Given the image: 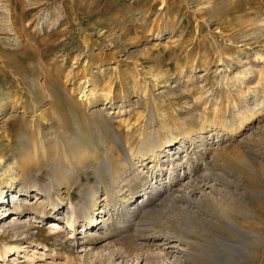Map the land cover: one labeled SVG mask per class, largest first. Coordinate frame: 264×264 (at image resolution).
Instances as JSON below:
<instances>
[{"label": "rangeland", "instance_id": "rangeland-1", "mask_svg": "<svg viewBox=\"0 0 264 264\" xmlns=\"http://www.w3.org/2000/svg\"><path fill=\"white\" fill-rule=\"evenodd\" d=\"M258 53L264 54V0H0V155L20 160L36 130L54 150L61 122V137L75 155L88 150L101 156L108 146L123 157L125 130L133 132L146 118L156 129L162 122L174 131L180 127L182 136L191 126L193 140L183 136L167 146L158 165L147 156L123 174L119 193L126 199L100 194L103 212L96 216L110 218V225L128 220L145 191L164 182L173 188L161 211L176 220L188 197L192 211L203 208L198 212L210 229L217 219L212 213L234 216L252 236L217 228L244 248L229 251L231 264H264V56ZM240 74L246 75V95L254 90L248 101L235 89ZM228 114L235 118L232 132L218 120ZM57 160L30 167L23 182L36 176L49 182ZM96 164L87 160L79 168L62 160V176L78 180L65 190L64 206L44 217L24 202L42 201L35 191L3 189L10 209L0 220V251L15 243L20 251L8 250L0 264H216L195 258L193 243L159 254L166 243L160 237L144 243L125 236L130 254L112 255V244L104 247L112 236L100 241L85 224L71 240L65 215L80 203L81 190L94 185ZM192 225L214 236L201 219ZM157 228L159 235L163 227Z\"/></svg>", "mask_w": 264, "mask_h": 264}, {"label": "bare ground", "instance_id": "bare-ground-1", "mask_svg": "<svg viewBox=\"0 0 264 264\" xmlns=\"http://www.w3.org/2000/svg\"><path fill=\"white\" fill-rule=\"evenodd\" d=\"M6 12L9 13L8 8H6ZM261 56H264V54L258 53V57L262 58ZM70 77V73L65 76L66 80ZM238 79H240V83L238 86H235V89L237 92L245 94L243 96L247 97L246 101H248L249 97H251L250 93L254 90L249 88V96L246 95L247 90L245 88L243 89V85H241V83L244 84L246 82V75L240 74ZM233 104L236 107L235 101ZM261 106L264 107V102L261 103ZM155 118L156 117L154 116V114H151L150 121H154ZM218 118L219 122L223 124L224 128H226L227 131L232 132V129L235 128V118H232V114H228L226 118ZM147 121L148 119L146 118V120L142 122L137 128H135L133 132H131V126L125 130L126 147L128 152L126 157H123L120 153H118L117 156H114L112 149H110L108 146H105L106 149L101 156L97 152L94 154H90L88 150H83L82 152L79 151V154L75 155L74 151L76 150L73 149L74 151H70L72 149L70 145L71 142H65V139L63 140V138L61 137V135H64L65 132L62 129L64 126L62 122L59 123V129L61 130H56L55 132L56 142L54 144V150H50V148L47 147L48 145L46 143V140H44L40 135V133L38 132L39 130H36L37 135H33L31 148L25 150V153L20 157V160L15 157L7 156L5 154L0 155V208H2L1 211L3 213L0 214V220L3 219L6 212L10 209L8 208V204L6 203L8 202V200L6 199V189H3L6 187L7 190L14 189L15 185L19 187L17 191H35L34 195H39V198H43L42 201H37L36 204H32L31 201L24 199V202L28 203L29 208H31V213L35 214L36 216L44 217L47 214L46 211L49 210L59 211L62 208L64 200H67V196L66 194H64L65 190L69 191L73 187L74 183L78 180L77 178V180L70 182L69 180L65 179L62 176L63 174L59 171V168H61L60 163H62L63 160L65 164L70 163L72 167L76 166L79 168H84L85 162L89 160L91 162H97V167H94L95 173H93L96 176V180L95 182H93L94 185H88L81 190L82 193L80 203L77 205L74 211L67 212L65 215V218H68L66 220L67 224L69 225L68 229H70V232L72 234V239L70 238L71 240L75 242L78 239V236L82 232L79 231V226L85 224L87 226L85 232L88 234H92V232L93 234L97 233L100 241L105 239L109 240L108 238L112 236V241L109 240L104 245L105 249H109V244H112V255L119 254L121 252L130 254L128 247L125 246V242H123L125 241V236L132 241H143L144 243L146 241L154 242L156 238L160 237L164 239L166 243L161 244L162 246L160 245L162 249L159 251V254L168 255L171 253L169 251V248L172 246L176 247V245L178 246L179 244L185 243L189 247L191 246L190 243H193L196 248H191V250L192 255L195 258L216 264L218 262L225 263L226 260L229 264H231L230 258L233 257V255L230 254L229 251H237V253H241L244 248L241 246L242 243L239 240L235 238H228L223 231H220L217 228L221 226L226 227L227 229L235 232L236 236L240 238L244 235H248L251 238L252 234L249 233L246 228L242 227V225L237 222L234 216L226 213H212V215L217 219L213 221L215 230L214 228L210 229L208 223L211 222L209 220L202 219L201 212H198L203 210V208L198 206L201 210L192 211L190 208H192L193 205L191 207V205L189 204L190 201L187 196H185L187 198L183 202L184 204L188 203V205L184 206V204H181V211L183 213H179L181 215L180 217L178 215V218H176V220L173 219L169 216V214L163 212V209L162 211L160 210V206H162L163 204L166 193H168L173 188L165 186L164 182H160L154 189L145 191L142 197H140L142 198L141 202L137 203L136 206H132L129 208L128 214L126 216L128 217V220L117 221L115 225H110V218L98 219V216H96L98 213L103 212L102 210L99 211L100 206L98 205V202H100V194L105 193L106 196L104 198L111 195L116 197L122 194L121 198L126 199V196L123 195V193H119L121 192L120 183L122 182H120V180L123 174L128 172V169L136 164V161H140L142 163L147 156H151V160L155 161L156 165H158L160 155L167 146L177 144L179 141H181L183 136L189 138L191 141L193 140L191 133H193L194 130L191 126H187L185 128V133L182 136L179 132L180 127H176V125L174 127L178 128L179 131L168 129L169 127L165 125L164 122L160 123L159 129H156V127L154 126L155 122H153V124H151L150 126H147ZM160 132L163 133L162 136H160ZM133 136H136L138 139V145L136 146L131 143V138ZM55 157H58L59 160L56 161L57 164L54 166L56 170L55 176L51 178L49 182H41L38 176L32 177L29 182H23L22 179L24 178V174L28 169H30V167L35 166L36 168V166L39 167L41 165H48L49 161L53 160ZM117 161L118 163H116ZM172 168H175V166L173 165ZM183 175H179V178H182ZM105 176L108 177V183L105 180ZM4 180L7 181V184L5 187H2L1 183ZM184 181L185 180H183L182 182ZM154 190V194H156V196H153L154 194L152 196H149V193ZM54 193L58 195L57 200L53 199ZM123 196L125 197L123 198ZM172 201L174 202V200ZM173 204L176 203L174 202ZM172 205H168L166 209L169 208V206L173 208L174 205ZM46 206L48 207L47 209H45ZM143 217H147L146 220ZM199 219H201V221L203 222L204 228L212 232L214 236L206 233H197L193 230L192 224ZM100 222H103V225L101 226V228L96 229L97 225ZM159 225L163 227L161 228L162 233L156 235V232L159 231L157 228L159 227ZM92 228L93 230H91ZM149 231H154L155 234L153 236H150L148 235ZM249 234H251V236ZM215 243H217L218 245H216ZM165 244L169 245L164 246ZM17 245L18 244L15 243L12 246H8L7 248H5V250H3V253L0 251V256L2 257L7 253L8 250L11 251L14 250V248H16V250H19V247Z\"/></svg>", "mask_w": 264, "mask_h": 264}, {"label": "crops", "instance_id": "crops-1", "mask_svg": "<svg viewBox=\"0 0 264 264\" xmlns=\"http://www.w3.org/2000/svg\"><path fill=\"white\" fill-rule=\"evenodd\" d=\"M10 70V69H9ZM12 73V72H11ZM13 74V73H12ZM14 76V75H13ZM17 78V77H16ZM19 80H21V79H19Z\"/></svg>", "mask_w": 264, "mask_h": 264}]
</instances>
